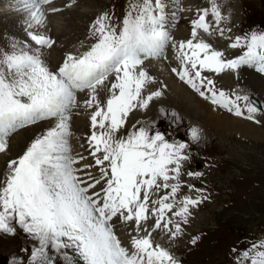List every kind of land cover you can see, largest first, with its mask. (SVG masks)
I'll return each instance as SVG.
<instances>
[{"label": "snow or ice", "instance_id": "snow-or-ice-1", "mask_svg": "<svg viewBox=\"0 0 264 264\" xmlns=\"http://www.w3.org/2000/svg\"><path fill=\"white\" fill-rule=\"evenodd\" d=\"M175 2L172 20L182 11L179 0ZM15 5L25 17L26 39L11 38L7 47H0V153L7 152L9 138L18 130L41 121L54 124L37 135L22 155L6 162L0 180V232L15 235L17 225L36 242L23 250L30 253L26 264H57V257L64 264H180L153 234L159 230L170 241L178 239L182 225L189 222L190 208L208 199L206 189L192 184L187 188L197 193L195 198L179 196L182 166L191 159L186 151L189 144L170 142L150 127L141 126L126 137L118 138V133L133 109H147L162 96L161 90L143 95L154 80L143 65L149 59L166 58L169 45L180 64L179 70L171 71L181 81L211 104L237 117L246 111V119L259 123L254 114L260 109L249 103L241 106L249 101L247 95L230 97L204 73L220 75L245 65L264 73V33L225 36L220 25L226 18L216 0H210L209 7L197 9L190 21V38L177 44L169 31L166 0H129L118 25L108 12L97 16L89 27L93 42L87 50L67 53L51 70L42 50L52 49L56 40L39 29L46 27L49 14L62 9L53 0H15ZM214 34L231 40L229 48L246 50L225 59L223 51L204 39ZM101 89L108 93L104 102L98 99ZM85 92L88 99L83 107L93 109L87 143L94 163L81 165L88 157L72 154L71 118L80 106L77 94ZM190 140H200L198 128L190 129ZM93 168L98 175L90 171ZM187 175L203 174L189 171ZM162 190L163 195L151 198ZM150 217L155 221L149 229L144 225ZM114 218L134 225L130 248L114 231ZM197 240L193 237L191 243ZM9 264L25 262L13 257ZM239 264H264V241L243 251Z\"/></svg>", "mask_w": 264, "mask_h": 264}, {"label": "rangeland", "instance_id": "rangeland-1", "mask_svg": "<svg viewBox=\"0 0 264 264\" xmlns=\"http://www.w3.org/2000/svg\"><path fill=\"white\" fill-rule=\"evenodd\" d=\"M73 1H75V5L69 8L65 7L64 16L53 19L54 22L57 21L55 24L64 26L58 36L60 42L56 39V46L59 47V50L62 49L65 55L69 52L81 54L87 50L93 42L89 34V27L97 16L108 12L112 16V22L118 25L129 4V0ZM201 1L196 0L195 3L200 4ZM174 2V0H169L167 6L169 20L171 19L170 14L176 11V2ZM205 2L209 6L210 0H205ZM216 3L226 18L220 25L226 30L225 36L234 39L236 36L264 33V16L260 17L257 13L258 10L264 14V0H216ZM246 6H248V13ZM17 12L19 11L16 9H6L5 7L0 10V47H7V41L11 38L16 39L18 36V39H21L17 30H14L16 35L13 36L11 30L8 31ZM230 12L232 13L231 19L228 18ZM193 13V17L197 16V12ZM21 15L17 14V16ZM227 29H231V31L229 32ZM222 42L225 59L236 58L246 50L244 48H229L228 44L231 40L222 38ZM52 49H56L55 46ZM52 49L42 50L43 58L47 64L50 63ZM252 70L259 75L255 67H252ZM236 71H232V73L237 78L230 82L232 85L226 87H230L229 89L244 96L240 87L247 91L251 90L244 87L245 80L241 84L243 81L239 80V69ZM206 74L204 73V75ZM157 89L156 84L150 83L144 89L143 95L146 96ZM252 97H256V95L251 91L248 102H251ZM165 100H167V96L162 94L161 97L151 101L146 110L137 112L133 118V114H131V119L126 120L125 126L118 133V138L126 137L129 132L143 126L150 127L153 132H159L170 142L188 143L189 148L186 151L190 154L191 159L182 166L180 180L183 186L179 196L191 195L195 198L197 193L194 191L190 193L187 188L188 184H192L195 188L206 189L204 194L208 196V199L198 207L190 208L189 222L182 225L183 234L178 239L170 241L159 230L153 234L154 239L169 249L180 264H239V256L243 251L251 249L253 244L259 245L264 241V136L259 138L246 130L242 133L234 132V130L224 133L218 131L213 125L201 121L193 125L191 124V115L184 118L179 115L180 108L184 107L176 96L171 98V103ZM258 103L260 111L254 115L259 123L254 124L257 128L256 131L259 129L264 135V120H261L264 116V89L262 94L258 93ZM160 109H164V112L162 113ZM209 121L207 120V122ZM192 127L200 130V140L195 143L190 140ZM28 128L13 134L11 139L22 141L27 132L30 131L26 135V138H29L35 132L42 131V128L36 131L32 127ZM72 128L73 131H77L76 126ZM248 133L251 135L246 136ZM256 145L258 147H255ZM4 155H6L5 158L11 157L9 151ZM5 169L7 170L6 166ZM189 171H199L203 175L189 177L187 175ZM5 172L0 174V180L4 178ZM163 194L164 190L151 198L156 199ZM154 221V217L149 218L147 223L149 229ZM14 226L16 227L15 235L0 232V264H9L13 257L23 260L26 264L30 253L23 250L36 246V242L22 229L17 225ZM193 237H198L196 244L191 243ZM57 264H64L60 257H57Z\"/></svg>", "mask_w": 264, "mask_h": 264}, {"label": "bare ground", "instance_id": "bare-ground-1", "mask_svg": "<svg viewBox=\"0 0 264 264\" xmlns=\"http://www.w3.org/2000/svg\"><path fill=\"white\" fill-rule=\"evenodd\" d=\"M195 2L196 0H193V1L192 0H179V7L182 9V11L177 12L178 17L177 19H175L176 20L175 24L173 22L174 20L170 19L169 31L173 37V40L177 44H179V42L182 40L186 41L187 39L190 38V32H191V25H190L191 19L190 18L193 17L194 15L193 12L197 10L196 8L209 7L207 6L205 0H202L201 3L198 4L197 6H195ZM53 3L55 6L60 7L62 11L56 14H49L47 18L46 27L44 28V30L43 28L39 29V31L50 35L53 39L55 40L57 39V41L60 42L58 36L60 35L61 30H63L64 26L63 24L61 25L55 24L57 21L55 20L56 22H54L53 19L60 17V16H64L63 11L65 10V7L69 8V6H66V5H71L70 7H72L73 5H75V1L73 0H53ZM166 3L168 6L169 0H166ZM4 7L6 9H16L15 0H0V10L4 9ZM176 8H177V4H176L175 9ZM220 11H221V8H220ZM246 12L248 13V6H246ZM221 13H222V16L224 17V14L222 11ZM257 13L260 17L264 16V14L260 13L258 10H257ZM17 14L21 15L23 13L17 12L16 16ZM16 16L13 20L11 18L6 17L9 20H12L11 22L12 26L9 27L8 31L11 30V33L13 36L16 33V31L14 30H17L19 33V36L23 40L26 37L24 35L25 34L24 33L25 17H24V14L21 16H17V17ZM231 17H232V13L230 12V14L228 15V18L231 19ZM208 20L214 24V21L212 20L211 16L208 17ZM234 28H235V25H234ZM16 39H18V36L16 37ZM204 39L207 42L211 43L212 46L216 50L223 51L224 44L222 42V37H220L218 34H214L213 36L205 35ZM57 41L55 44L56 49L51 50V60H50V63L48 64L51 70H55L57 66L60 63H62L63 57L65 56V54L62 52V49L59 50L58 49L59 47L56 46ZM165 57L166 58H160V59L154 58V59L146 60L143 67L149 73V75L154 78L151 84H156L158 88L157 90H161L163 92V96L165 97L167 96V100H165L166 102L171 103V98L176 96L180 104L184 107V108H180V112L184 116H187V117L191 115L192 116L191 121L193 122V124H196L201 121V122H205V124H211V126L213 125L218 131L220 130L221 132H224V133L227 131L230 132L231 130H234V132L237 131L239 133H242L244 132V130H246L252 135H256L257 137L260 136V133L256 131V128L252 124V122L245 118V114H247L246 111L243 117H237L232 113L228 114L226 109L222 111V109H219L218 106L211 104L210 101L201 98L193 89H191L187 84L181 81L177 77L176 74L172 73L171 69L173 67H176L179 70L180 64L176 59V50L173 49L171 45H169L168 48L166 49ZM238 72H239L238 74H240L239 80L240 81L245 80L246 85H244V87L248 88L253 93H255L256 97H252V98H256L258 100V93L259 95L262 94V91L264 89V78L260 77L253 70L245 68L243 66H241ZM205 73H207L206 74L207 76L215 80L217 90H223V88H225L227 85L229 86L232 85L230 84V82L234 81L237 78L234 76L232 71H226L224 73H221L220 75H216L214 73H208V72H205ZM242 83H244V81L241 82V84ZM226 88H230V87H226ZM240 91L243 94H246L248 97L251 96V91H247L246 89L242 87H240ZM107 95H108L107 90L101 89L99 91L98 99L104 102L105 97L107 98ZM87 99H88V96L86 92L77 94V101H78V105L80 106L73 109V114L71 118L72 137L70 138V144H71L72 150L74 151V143H75L77 149L81 152L80 154L86 157H88V150H86V148H88L87 138L90 136L91 131H92L91 124H90V116L93 111V109H88V108L83 107L84 101ZM248 103H251V102H248ZM241 106H242V102H241ZM140 110H146V109H140V108L133 109L129 113L127 119L128 118L131 119V116H130L131 114H133L132 115V118H133L134 114H137V112L139 113ZM207 120H210V121L207 122ZM46 125L47 124L41 122L31 127L34 131H36L42 127L47 128ZM74 126H76L77 131L72 130L73 129L72 127ZM29 132H27V134ZM43 132L44 131H42L41 133L35 132L29 138H26V135H27L26 134L25 135L26 139L24 138L22 141L18 139L16 141L14 139H9L10 144H9V149L7 150V152L8 151L10 152L11 157L5 158L6 155H4V153H0V174L4 170H6L5 166H6V162L8 161V159H12L13 157H15L19 150L26 148V146H28L30 142L37 135H40ZM249 133L246 134V136H250L251 134ZM217 136H218V133H217ZM87 160H90L89 162L91 164L94 163L91 157H88ZM150 207H151V204H150ZM144 226L146 227V225ZM132 227H134V225L132 226L125 225L119 220L114 218V231L116 232L117 236L120 238L122 244L126 247H130V244H129L130 236L128 235L131 232ZM141 235H144V233L142 232Z\"/></svg>", "mask_w": 264, "mask_h": 264}]
</instances>
